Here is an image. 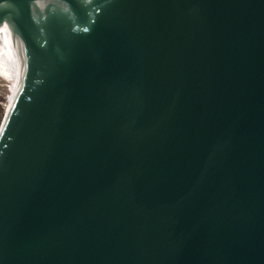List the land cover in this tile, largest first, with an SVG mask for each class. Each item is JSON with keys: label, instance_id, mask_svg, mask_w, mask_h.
Returning <instances> with one entry per match:
<instances>
[{"label": "water", "instance_id": "1", "mask_svg": "<svg viewBox=\"0 0 264 264\" xmlns=\"http://www.w3.org/2000/svg\"><path fill=\"white\" fill-rule=\"evenodd\" d=\"M0 19L22 48L0 264H264V0H0Z\"/></svg>", "mask_w": 264, "mask_h": 264}, {"label": "bare ground", "instance_id": "2", "mask_svg": "<svg viewBox=\"0 0 264 264\" xmlns=\"http://www.w3.org/2000/svg\"><path fill=\"white\" fill-rule=\"evenodd\" d=\"M21 64L20 38L12 28L7 27L0 32V73L12 81V87H10L12 95L15 91Z\"/></svg>", "mask_w": 264, "mask_h": 264}, {"label": "rangeland", "instance_id": "3", "mask_svg": "<svg viewBox=\"0 0 264 264\" xmlns=\"http://www.w3.org/2000/svg\"><path fill=\"white\" fill-rule=\"evenodd\" d=\"M10 87H12V81L0 73V123L3 119L8 102L12 97Z\"/></svg>", "mask_w": 264, "mask_h": 264}, {"label": "snow or ice", "instance_id": "4", "mask_svg": "<svg viewBox=\"0 0 264 264\" xmlns=\"http://www.w3.org/2000/svg\"><path fill=\"white\" fill-rule=\"evenodd\" d=\"M8 21L4 19H0V26H7ZM85 31H88V29H85Z\"/></svg>", "mask_w": 264, "mask_h": 264}]
</instances>
